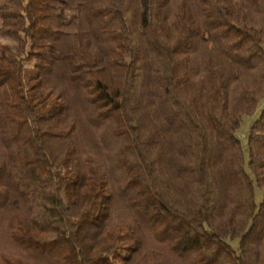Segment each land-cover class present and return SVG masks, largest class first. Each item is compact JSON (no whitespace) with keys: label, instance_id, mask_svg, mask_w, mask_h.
I'll list each match as a JSON object with an SVG mask.
<instances>
[{"label":"trees","instance_id":"16d2710c","mask_svg":"<svg viewBox=\"0 0 264 264\" xmlns=\"http://www.w3.org/2000/svg\"><path fill=\"white\" fill-rule=\"evenodd\" d=\"M263 98L264 0H0V264H264Z\"/></svg>","mask_w":264,"mask_h":264},{"label":"rangeland","instance_id":"374dc122","mask_svg":"<svg viewBox=\"0 0 264 264\" xmlns=\"http://www.w3.org/2000/svg\"><path fill=\"white\" fill-rule=\"evenodd\" d=\"M263 104H264V98L259 101L255 111L252 114H243L241 117L240 125L237 130V135L240 138L241 143L243 144L244 147L246 145V137L249 127L252 121H254V119L258 116ZM245 157H246V151H245ZM254 192H255V201L259 202L261 200L262 191L257 187H255ZM232 244L236 246V241H232Z\"/></svg>","mask_w":264,"mask_h":264}]
</instances>
